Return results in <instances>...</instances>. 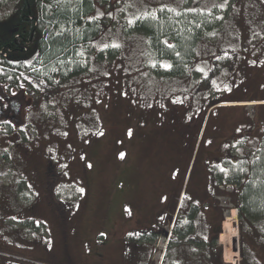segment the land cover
<instances>
[{
	"label": "rangeland",
	"instance_id": "1",
	"mask_svg": "<svg viewBox=\"0 0 264 264\" xmlns=\"http://www.w3.org/2000/svg\"><path fill=\"white\" fill-rule=\"evenodd\" d=\"M173 1L96 0L102 28L87 49L102 61H93L88 74L53 88L58 77L53 83L31 62L0 84L11 108H20L0 124V264H133L136 250L129 261V245L119 242L126 212L136 220L161 205L156 195L170 189L172 197L183 187L187 199L195 188L212 187L207 171L254 160L264 138V0H224L229 7L216 16L200 14L201 0H180L170 21L201 28L214 17L207 37L229 18L214 42L199 44L187 74L163 78L151 66L145 33L134 26ZM0 5L14 10L7 0ZM237 189L222 184L207 201L218 218L227 216L221 238L227 231L237 236L230 232L240 226L237 209L230 211ZM245 227L242 259L219 237L223 261L264 264V232ZM149 256L147 248L138 253V264Z\"/></svg>",
	"mask_w": 264,
	"mask_h": 264
},
{
	"label": "trees",
	"instance_id": "2",
	"mask_svg": "<svg viewBox=\"0 0 264 264\" xmlns=\"http://www.w3.org/2000/svg\"><path fill=\"white\" fill-rule=\"evenodd\" d=\"M7 2L13 4L14 10H17L18 13L17 19L8 29L0 27V50H3V54L0 53V58L7 60V69L0 64V82L3 81L4 71H6V81L10 82L9 78L14 74L10 73L11 70L24 71L32 68L31 62H36L42 65L39 72H44L48 79H53V76L58 77L59 81L52 86L53 88L60 84L65 88L71 78L88 74L93 61H102L99 53L98 56L92 57V55L89 56V49H87V46L102 28V22L98 18H94L95 9H98L96 0H7ZM180 2V0H174L173 4L166 10H161L157 16L137 19L134 26V31L145 33L148 51L155 59L151 66L155 69V75L163 78L187 74L192 64L198 61L196 57L199 52V44L203 41L214 42L215 40L211 38L217 37L223 32L222 28L229 18L228 15L223 22H220L222 28L213 32V36L210 38L207 37L204 30L209 34L216 29L217 19L214 17L207 19L200 26L201 28L196 25L188 28L186 24H183L182 27L170 21L174 20L170 16L174 14L175 7ZM215 2L216 6L209 7L208 0H201L198 5L200 14H211L215 10L213 15L216 16L219 11L227 10L230 3L233 5V0H230L227 5L224 0H215ZM220 2L223 4L219 5ZM204 4H207L208 7L203 8ZM0 11H4V9ZM13 28L18 29L19 40L14 39L15 32L12 38L11 36L7 37V39H11L5 41L6 38H2V36ZM255 36L256 33H251V40H254ZM7 42L12 43L13 49L5 48L4 45ZM15 42L21 44L22 48L17 49ZM8 60L10 61L8 62ZM5 156L7 158V153ZM228 162L227 172H222L221 169L213 170L214 179L218 187L228 184L238 188L234 208L238 209L239 230L242 242H244L245 225L252 227L253 230L257 229V232H264V138L253 161L245 157L243 163L237 166L233 162ZM224 176H226V181ZM186 194L185 192L183 201L188 200ZM196 209L194 207V210ZM216 210H218L217 207ZM223 218L220 219L216 228L214 250H211V244L209 253L206 251L204 256L205 260L209 259L210 262L214 260V264H227L223 261L222 247L219 246L220 249H217ZM41 226L43 227V225ZM241 250L244 254V249Z\"/></svg>",
	"mask_w": 264,
	"mask_h": 264
},
{
	"label": "crops",
	"instance_id": "3",
	"mask_svg": "<svg viewBox=\"0 0 264 264\" xmlns=\"http://www.w3.org/2000/svg\"><path fill=\"white\" fill-rule=\"evenodd\" d=\"M254 103L243 102L242 104L253 105ZM207 172L208 184L212 187L193 189L187 201L179 202L180 196L184 193L183 187L177 195L172 197H170L169 189L167 194L155 196V200L161 201L160 206L155 205L146 209L137 216L136 220L133 219L132 212H126L123 215L125 228L119 242L124 243V248L126 243L129 245L124 254L129 261L131 259L129 250H136L133 264H138L137 254L140 252L144 254V249L147 248L150 256L147 261L143 258L145 264H199L201 262H203L201 264H210L209 259L205 260L204 256L206 251L209 253L211 244V250H214L216 224L219 223L220 218L217 217L216 207H211L210 203H207L209 199L213 200L217 195V185L211 176L213 174ZM203 182L207 183L206 180ZM194 207L197 209L194 210ZM207 219L209 224L206 228L204 222ZM222 227L223 234L226 232L227 225L224 223ZM205 230H207L206 236L203 235ZM134 235H142L139 241L136 240L138 244L132 240Z\"/></svg>",
	"mask_w": 264,
	"mask_h": 264
},
{
	"label": "flooded vegetation",
	"instance_id": "4",
	"mask_svg": "<svg viewBox=\"0 0 264 264\" xmlns=\"http://www.w3.org/2000/svg\"><path fill=\"white\" fill-rule=\"evenodd\" d=\"M17 13H18L17 10L0 11V27H2L4 29H8V27L11 26L12 22L17 19ZM15 32H16V35L14 36V39L15 38L18 39V36H17L18 35V29L17 28L10 29V31L6 32V34H4L2 36V38H6L5 41H7L13 37ZM9 36H11V38L7 39V37H9ZM15 44H17L16 45L17 49L22 48L21 44H19L18 42H15ZM4 46L6 49H8V48L13 49L12 43L7 42V44ZM0 53L3 54V50H0ZM9 61L10 60H8V62ZM12 61H14V60H12ZM0 64H1V66L6 68L7 60L0 58ZM5 77H6V71L4 72L3 78H5ZM11 98H12L11 95L6 94L5 90L0 86V124L2 123V119L7 117L13 111H15L16 114H18L20 112V108H18V106L11 108V100H12ZM14 117H15V115H14ZM219 153L221 155L223 154L222 152H219ZM211 155H212V158L215 157L214 153L212 154V152H211Z\"/></svg>",
	"mask_w": 264,
	"mask_h": 264
},
{
	"label": "bare ground",
	"instance_id": "5",
	"mask_svg": "<svg viewBox=\"0 0 264 264\" xmlns=\"http://www.w3.org/2000/svg\"><path fill=\"white\" fill-rule=\"evenodd\" d=\"M236 210V209H235ZM226 218H227V216H226ZM225 218V219H226ZM224 219V220H225ZM228 220V222H230V224L231 223H234V221L233 220H230L229 221V218L227 219ZM237 220H238V217H237ZM238 222V221H237ZM231 226H233L232 224H231ZM231 231V233H233V232H236V234H237V236H233V235H229V231H227V233L221 238L220 237V243L221 244H226V243H230V241H232V239H238V241H240V234H239V229L237 230V228H236V225H234L231 229H230ZM222 231H223V227H222ZM222 234V233H221ZM221 236V235H220Z\"/></svg>",
	"mask_w": 264,
	"mask_h": 264
},
{
	"label": "water",
	"instance_id": "6",
	"mask_svg": "<svg viewBox=\"0 0 264 264\" xmlns=\"http://www.w3.org/2000/svg\"><path fill=\"white\" fill-rule=\"evenodd\" d=\"M233 251L239 253L240 259H242V252L238 246V239H232Z\"/></svg>",
	"mask_w": 264,
	"mask_h": 264
},
{
	"label": "snow or ice",
	"instance_id": "7",
	"mask_svg": "<svg viewBox=\"0 0 264 264\" xmlns=\"http://www.w3.org/2000/svg\"><path fill=\"white\" fill-rule=\"evenodd\" d=\"M121 159H123V157H121Z\"/></svg>",
	"mask_w": 264,
	"mask_h": 264
}]
</instances>
